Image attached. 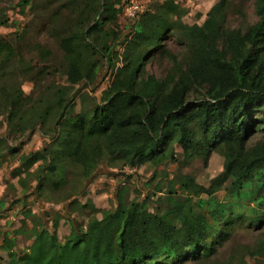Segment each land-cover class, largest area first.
I'll use <instances>...</instances> for the list:
<instances>
[{"label":"trees","instance_id":"1","mask_svg":"<svg viewBox=\"0 0 264 264\" xmlns=\"http://www.w3.org/2000/svg\"><path fill=\"white\" fill-rule=\"evenodd\" d=\"M21 1L36 17L37 0ZM57 1L43 30L62 52L61 67L51 71L59 72L63 83L36 85L35 97L24 94L15 78L33 74L34 68L19 54L13 62L15 45L0 36V125L6 124L9 135L38 127L51 138L45 147L20 157V165L11 169L17 179L9 186L14 190L19 185L22 193L13 203L27 198L25 186L31 181H35L31 193L36 201H49V192L64 186L61 199L70 197L102 158L129 166L145 162L156 166L175 160L172 153L177 146L183 163L206 159L217 151L223 168L207 186L177 172L182 196L170 186L160 197L159 203L166 205L160 210H150L145 202L134 199L124 201L119 192L113 210L91 217L86 229L75 226L64 241L34 215L36 221L29 228L32 243L16 252L11 264H159L185 255L193 256L191 264H242L241 260H210L230 238L234 221L228 215L237 204L211 202L223 188L234 200L246 197L264 208V124L254 118L255 112L264 109V0H255L258 19L244 31L223 29L228 0H217L200 25L183 23L179 6L165 0L154 11L142 13L133 35L124 40L115 26L120 12L115 0ZM7 23L0 14V26ZM168 33L185 43L183 59L170 55L172 65L164 76H143L145 59ZM120 44L124 45L121 57L116 50ZM39 55L47 59L51 51L40 46ZM97 56L111 67L121 60L99 102L75 89L82 80L94 82ZM48 71L38 68L37 76L42 78ZM259 131L258 141L250 143ZM6 137H0V143ZM39 161L44 165L28 173L30 182H26L23 174ZM69 172L74 177L71 182ZM203 194L208 197L206 207L201 206ZM6 195L2 194L0 206ZM226 206H231L230 211ZM24 213L31 215L29 209ZM234 216L245 219L248 215ZM220 217L224 218L221 223ZM21 226L26 228L25 221ZM21 232L22 227L12 231L7 248Z\"/></svg>","mask_w":264,"mask_h":264},{"label":"rangeland","instance_id":"2","mask_svg":"<svg viewBox=\"0 0 264 264\" xmlns=\"http://www.w3.org/2000/svg\"><path fill=\"white\" fill-rule=\"evenodd\" d=\"M165 0H115L120 12L116 19V29L121 34V40L130 38L133 35L134 25L141 14L145 11L152 12L157 5ZM177 4L180 9V20L186 24H202L207 16L208 10L217 0H167ZM59 4L57 0H37V16L33 17L29 6L21 0H0V14L7 19V25L0 26V36L15 45L17 53L11 55L13 62H17L18 54L27 63H31L33 74L25 77L19 75L16 81L20 84L24 94L36 96L39 92L36 85L43 86L49 81L64 82L59 72H52L53 67L60 68L62 63V52L58 48L56 40L47 36L43 26L48 20V14ZM258 19L255 13V0H228L222 21L223 29H238L244 31ZM42 46L51 51V56L42 59L39 55V47ZM124 45L116 47L117 54L123 52ZM186 46L177 35L168 33L161 40V46L149 55L143 65L142 75L153 74L157 77L164 76L165 72L172 65L170 55H175L178 60L183 59ZM99 70L94 82L87 83L82 80L76 84L75 89L80 93L93 97L97 102L101 101L103 91L110 86L113 80L116 66L121 65V60L116 61L115 66L107 64L105 58L97 56ZM41 68L49 74H43L42 78L37 76V70ZM61 71V70H60ZM35 72V73H34ZM32 80H31V79ZM75 113L80 110L79 98H76ZM86 104V102H85ZM254 118L261 119L264 124V109L254 114ZM261 131L256 133L250 143L258 141ZM0 199L3 193H7L5 203L0 206V264H11L13 255L16 252L27 250L32 243L29 228L33 217L41 218L44 226L55 232L60 241L67 239L74 231L75 226L86 229L88 220L95 216L100 218L105 210H113L117 206V195L123 193L124 201L132 199L145 202L150 210H160L165 204L159 203L161 195L166 194L171 186L177 189V194L182 196L179 183L175 174H190L198 184L207 186L210 180L223 168V158L213 151L206 159L196 157L188 163H183L181 149L174 147L172 153L175 160L169 158L164 163L153 165L145 162L134 166L125 165L115 158H102L95 166L91 174L82 179L81 189L64 200L61 199L64 186L59 191L49 192V201L39 202L34 200L32 187L35 181H29L31 171H38L44 165V161L35 163L24 177L30 186H25L27 198L23 202L13 203L17 198L22 197L19 185L12 190L9 183L16 184V177L11 176V169L20 165V157L27 156L31 152L45 147L51 138L42 135L38 127L27 129L22 133L9 135L6 124L0 125ZM73 174L69 172L68 181L73 180ZM160 187V191H157ZM49 191V190H47ZM12 197V199H11ZM212 202L222 204L234 203L232 216L233 223L229 227L230 238L218 249L217 253L210 257L212 261L242 264H264V208L255 201L246 197L232 199L225 189H221L212 196ZM58 198V200H57ZM196 198H193L195 201ZM202 207L208 200L206 195H201ZM24 204V205H23ZM231 206H226L230 211ZM29 209L31 215H25L24 210ZM206 212V210H202ZM255 211V213H253ZM236 213L248 215L245 219H236ZM35 215V216H34ZM255 215L261 216L255 220ZM208 218V217H207ZM250 218L253 222H249ZM209 219V218H208ZM224 218L220 217L219 222ZM210 220V219H209ZM25 221L26 228L21 226ZM38 221V220H37ZM23 228V232L13 237L11 248H7V241L12 236V231ZM8 235V236H7ZM247 246V248H245ZM259 248L263 249L259 253ZM256 253V254H253ZM192 255H185L180 260L166 258L159 264H191Z\"/></svg>","mask_w":264,"mask_h":264}]
</instances>
